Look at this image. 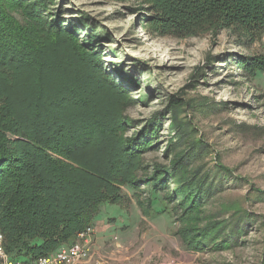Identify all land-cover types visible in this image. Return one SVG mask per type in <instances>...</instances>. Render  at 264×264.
Segmentation results:
<instances>
[{"label":"trees","instance_id":"1","mask_svg":"<svg viewBox=\"0 0 264 264\" xmlns=\"http://www.w3.org/2000/svg\"><path fill=\"white\" fill-rule=\"evenodd\" d=\"M48 1L0 0V235L5 254L33 261L72 246L79 233L94 227L103 204L124 200L122 187L133 190L143 216H173L176 235L188 250L223 237L218 225L199 227L209 216L203 202L217 188L208 174L187 170L177 155L167 168L145 165L143 155L158 122L153 119L138 134L123 136L134 124L122 115L127 93L102 72L101 57L79 41L77 30L48 12ZM151 2L158 27L167 33L233 27L264 36V0ZM235 64L249 76L264 70L263 57H242ZM170 129L172 137L179 136L175 127ZM170 178L177 183L173 190L167 186ZM141 186L149 187L145 201H138ZM157 195L160 212L153 208ZM237 230L230 231L232 238Z\"/></svg>","mask_w":264,"mask_h":264},{"label":"rangeland","instance_id":"2","mask_svg":"<svg viewBox=\"0 0 264 264\" xmlns=\"http://www.w3.org/2000/svg\"><path fill=\"white\" fill-rule=\"evenodd\" d=\"M151 1L49 0L48 12L77 30L101 57L102 72L127 93L122 115L134 124L123 136L158 122L145 165L167 168L177 155L187 170L208 174L217 188L203 202L209 216L199 227L218 225L225 233L188 250L173 216H143L133 190L122 187L121 203L100 208L101 231L91 236L85 264H264V70L249 76L235 64L264 58V36L233 27L167 33ZM171 127L179 136L172 137ZM167 183L177 186L171 178ZM148 197L149 187L141 186L138 201Z\"/></svg>","mask_w":264,"mask_h":264},{"label":"built area","instance_id":"3","mask_svg":"<svg viewBox=\"0 0 264 264\" xmlns=\"http://www.w3.org/2000/svg\"><path fill=\"white\" fill-rule=\"evenodd\" d=\"M94 231V227H88L77 235L72 246L59 249L48 256L33 261L12 260L9 258L4 252L3 239L0 235V264H82L91 256L89 243Z\"/></svg>","mask_w":264,"mask_h":264},{"label":"crops","instance_id":"4","mask_svg":"<svg viewBox=\"0 0 264 264\" xmlns=\"http://www.w3.org/2000/svg\"><path fill=\"white\" fill-rule=\"evenodd\" d=\"M103 224V223H102ZM93 226H94V229H95V236L98 234V233H100V231H101V229L98 227V226H100V223L98 222V221H94V224H93ZM103 229H106V227H105V225H104V227H103ZM91 250V249H90ZM88 261V260H87ZM87 261H85V262H83L82 264H85Z\"/></svg>","mask_w":264,"mask_h":264}]
</instances>
